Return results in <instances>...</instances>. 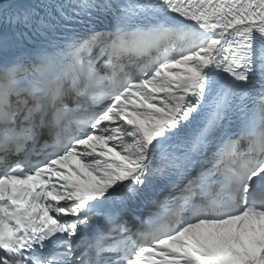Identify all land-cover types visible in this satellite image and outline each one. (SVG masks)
<instances>
[{"label": "snow or ice", "instance_id": "obj_1", "mask_svg": "<svg viewBox=\"0 0 264 264\" xmlns=\"http://www.w3.org/2000/svg\"><path fill=\"white\" fill-rule=\"evenodd\" d=\"M0 264H264V0H0Z\"/></svg>", "mask_w": 264, "mask_h": 264}]
</instances>
